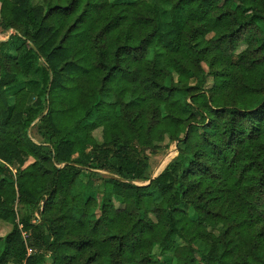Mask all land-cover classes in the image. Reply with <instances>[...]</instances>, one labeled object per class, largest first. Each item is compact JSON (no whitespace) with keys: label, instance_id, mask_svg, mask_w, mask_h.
I'll return each mask as SVG.
<instances>
[{"label":"trees","instance_id":"trees-1","mask_svg":"<svg viewBox=\"0 0 264 264\" xmlns=\"http://www.w3.org/2000/svg\"><path fill=\"white\" fill-rule=\"evenodd\" d=\"M0 16L20 42L0 41V264H168L155 248L196 264L198 242L202 264H264V0H0Z\"/></svg>","mask_w":264,"mask_h":264},{"label":"rangeland","instance_id":"rangeland-1","mask_svg":"<svg viewBox=\"0 0 264 264\" xmlns=\"http://www.w3.org/2000/svg\"><path fill=\"white\" fill-rule=\"evenodd\" d=\"M69 0H30V3L32 4V6L37 7V6H43L47 9L48 3H52V4H61L64 5L68 2ZM118 0H110L111 3L116 4ZM145 1V0H131V2L139 4L140 2ZM1 17V16H0ZM67 25L64 29V31L67 29L68 25H70L72 23L71 19L67 20ZM212 37V35H208L207 39H210ZM6 39L10 40L15 46H18L20 44V42L17 39V36L15 34L14 30H2L0 29V40H4L7 41ZM246 48V45H241L239 46V48L237 49V54L241 53L242 51H244ZM42 63H44V61H42ZM24 82H25V77L22 76L21 74L18 75L17 78V83L14 86H11L10 88H7V94L10 96H12L16 90H18L20 87L24 86ZM35 95L32 94L29 98H28V103L29 104H33L35 102ZM14 100V98H13ZM110 104L113 106L112 108H114L115 110L119 109V92L113 90L112 94L110 95ZM60 109V108H59ZM47 112V111H46ZM45 112V113H46ZM67 120H73V112H68L67 113ZM96 117V113L93 116V119ZM42 127L41 124L39 122V120L35 121V123L33 124V126L31 127V129H29L28 131V135L30 137V139H32L33 141H35L38 144H43L46 147L47 151H51V147H52V143H50L48 140L44 139L42 136ZM102 132L101 131H97L95 133V138L99 141L102 142ZM167 145V144H165ZM183 144L179 143V142H174L172 144H170L169 146H166L167 149H159L156 152H152V151H147V154L149 155V168L146 172V178L147 181H137V184L140 185H146L148 184L149 181H151L153 178H155L156 176H158L161 172L164 171L165 167L167 165H169L170 163L174 162L179 154V149L183 148ZM83 148L87 149L88 147L83 144ZM171 151H173V155L172 157L169 159L168 161V157L171 154ZM168 161L167 165L165 166V163ZM32 162V160L30 161ZM99 176L106 178L108 177V175H110L111 173L109 171H105V170H101L99 171ZM85 181H88L87 177H84ZM85 195L86 197H92L97 203L98 206L93 208V212L98 215L99 214V207L101 205V200H102V184L101 182H96V183H92L91 185H89L85 191ZM117 208L122 209L123 208V204H120L118 202L115 203ZM185 210L187 212L190 213V215L193 214L192 210L189 207H185ZM38 217V214H35ZM151 218L156 221L154 216H151ZM12 230V226L9 223H5L3 221L0 220V237H5L10 231ZM215 234H219L218 230H214L213 231ZM4 245L1 244L0 248L1 250H3ZM196 249H197V253H196V259H197V263L196 264H202L200 259L202 257V252H207L208 251V247L204 246L202 243L198 242L196 243ZM153 256L156 259H160V261H162L163 263H168V264H177L176 259L173 257V253L168 254L166 256H161L159 254L158 248H155L153 251Z\"/></svg>","mask_w":264,"mask_h":264},{"label":"water","instance_id":"water-1","mask_svg":"<svg viewBox=\"0 0 264 264\" xmlns=\"http://www.w3.org/2000/svg\"><path fill=\"white\" fill-rule=\"evenodd\" d=\"M62 166H64V165H62ZM62 166H61V167H62ZM166 167H167V166H166ZM166 167H165V168H166ZM164 170H165V169H164ZM161 173H162V172H161ZM161 173H160V174H161ZM160 174H159V175H160ZM159 175H158V176H159ZM158 176H156L155 178H157ZM155 178H153L152 180H154ZM152 180H151V181H149V182H148V184H146V186H147V185H150V184H151V182H152Z\"/></svg>","mask_w":264,"mask_h":264},{"label":"crops","instance_id":"crops-1","mask_svg":"<svg viewBox=\"0 0 264 264\" xmlns=\"http://www.w3.org/2000/svg\"><path fill=\"white\" fill-rule=\"evenodd\" d=\"M6 40H8V39H6ZM0 41H4V40H0Z\"/></svg>","mask_w":264,"mask_h":264}]
</instances>
